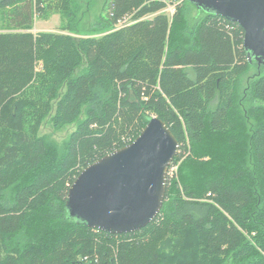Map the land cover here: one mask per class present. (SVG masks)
I'll return each instance as SVG.
<instances>
[{
  "label": "trees",
  "instance_id": "1",
  "mask_svg": "<svg viewBox=\"0 0 264 264\" xmlns=\"http://www.w3.org/2000/svg\"><path fill=\"white\" fill-rule=\"evenodd\" d=\"M105 3L102 35L76 37L30 30L54 10L73 31L77 0L0 1V264H264V61L191 0ZM54 110L77 123L61 145L39 134ZM154 115L181 145L156 218L112 234L71 217L81 171Z\"/></svg>",
  "mask_w": 264,
  "mask_h": 264
},
{
  "label": "water",
  "instance_id": "2",
  "mask_svg": "<svg viewBox=\"0 0 264 264\" xmlns=\"http://www.w3.org/2000/svg\"><path fill=\"white\" fill-rule=\"evenodd\" d=\"M2 1V0H0ZM245 31L249 59L264 61V0H191ZM170 127L151 116L138 137L85 167L69 188V215L112 234L137 231L160 213L168 170L180 151Z\"/></svg>",
  "mask_w": 264,
  "mask_h": 264
},
{
  "label": "rangeland",
  "instance_id": "3",
  "mask_svg": "<svg viewBox=\"0 0 264 264\" xmlns=\"http://www.w3.org/2000/svg\"><path fill=\"white\" fill-rule=\"evenodd\" d=\"M105 2L106 0H77V3L81 10L79 11L78 15L75 16L73 31L63 28L66 26V17L62 12L54 10H49L45 14L36 13L34 15L33 28L30 31L35 34L40 32L69 33L76 37L100 36L102 35V31H96L95 24L99 20L101 14H106V10L104 9L106 4ZM189 8L190 18H194L195 20L202 17V10L196 8L195 6H189ZM164 12H168L169 14H171L169 11L164 10ZM149 17L151 16H147L146 18ZM133 22L135 21L131 19L130 16V18L127 19L125 23L119 24V26H116L115 29H119L124 25H129ZM54 112L55 110L43 122L39 134L61 145L69 138L72 131L76 128L77 123L70 124L61 129H56L51 121V117L53 116Z\"/></svg>",
  "mask_w": 264,
  "mask_h": 264
},
{
  "label": "built area",
  "instance_id": "4",
  "mask_svg": "<svg viewBox=\"0 0 264 264\" xmlns=\"http://www.w3.org/2000/svg\"><path fill=\"white\" fill-rule=\"evenodd\" d=\"M166 2L165 11H169L173 15L177 9V4L180 3L181 0H163ZM163 10V11H164ZM179 163H171L169 170H168V176L173 177L177 171H178Z\"/></svg>",
  "mask_w": 264,
  "mask_h": 264
}]
</instances>
